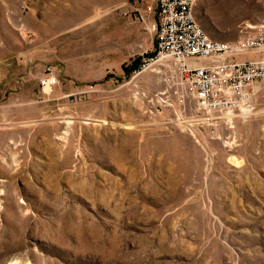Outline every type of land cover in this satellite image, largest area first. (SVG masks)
I'll return each instance as SVG.
<instances>
[{
	"label": "rangeland",
	"instance_id": "obj_1",
	"mask_svg": "<svg viewBox=\"0 0 264 264\" xmlns=\"http://www.w3.org/2000/svg\"><path fill=\"white\" fill-rule=\"evenodd\" d=\"M153 1L0 0V264H264V84L231 118L150 102ZM195 5L225 41L264 13Z\"/></svg>",
	"mask_w": 264,
	"mask_h": 264
},
{
	"label": "built area",
	"instance_id": "obj_2",
	"mask_svg": "<svg viewBox=\"0 0 264 264\" xmlns=\"http://www.w3.org/2000/svg\"><path fill=\"white\" fill-rule=\"evenodd\" d=\"M195 1L154 0L146 5L155 14L147 25L156 40L135 76L148 69L162 76L164 89L150 97V102L157 97L162 107L178 103L184 110L209 113L253 110L256 87L264 84V13L245 24L238 39L219 40L198 22ZM55 83L49 75L41 80L43 86Z\"/></svg>",
	"mask_w": 264,
	"mask_h": 264
},
{
	"label": "trees",
	"instance_id": "obj_3",
	"mask_svg": "<svg viewBox=\"0 0 264 264\" xmlns=\"http://www.w3.org/2000/svg\"><path fill=\"white\" fill-rule=\"evenodd\" d=\"M140 63H141L140 59H137L131 65L125 66L124 69L126 73L131 74L136 68L139 67Z\"/></svg>",
	"mask_w": 264,
	"mask_h": 264
},
{
	"label": "bare ground",
	"instance_id": "obj_4",
	"mask_svg": "<svg viewBox=\"0 0 264 264\" xmlns=\"http://www.w3.org/2000/svg\"><path fill=\"white\" fill-rule=\"evenodd\" d=\"M47 89V88H46ZM249 110H247L246 108H242V110H241V114L242 115H247L249 112H248ZM227 115H228V117L229 118H231L232 117V114H233V112H228V113H226ZM205 118V117H204ZM205 119H210V117H206ZM124 126H126V127H131V125L130 124H123ZM231 125V124H230ZM67 133V132H66ZM234 162H236V163H238V161L235 159V158H233L232 159Z\"/></svg>",
	"mask_w": 264,
	"mask_h": 264
},
{
	"label": "crops",
	"instance_id": "obj_5",
	"mask_svg": "<svg viewBox=\"0 0 264 264\" xmlns=\"http://www.w3.org/2000/svg\"><path fill=\"white\" fill-rule=\"evenodd\" d=\"M196 6V5H195ZM195 6H194V12H195V15H196V17H197V11H196V9H195ZM205 27V26H204ZM209 31V33L210 34H214L212 31H210V30H208ZM216 39H219V38H216ZM221 40H223V39H221Z\"/></svg>",
	"mask_w": 264,
	"mask_h": 264
}]
</instances>
